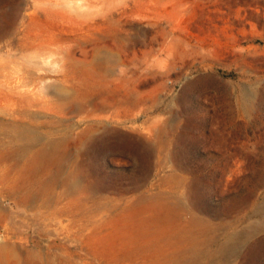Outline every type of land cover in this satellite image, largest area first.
I'll return each instance as SVG.
<instances>
[{
	"label": "rangeland",
	"instance_id": "rangeland-1",
	"mask_svg": "<svg viewBox=\"0 0 264 264\" xmlns=\"http://www.w3.org/2000/svg\"><path fill=\"white\" fill-rule=\"evenodd\" d=\"M33 1L0 0V74L4 64L21 74L0 75V264H150L156 254L126 233L134 210L163 194L198 218L196 242L166 251V264H264V0H108L84 31ZM30 34L84 39L37 71L30 51H15ZM25 71L30 88L12 94L6 80ZM82 92L127 98L136 116L102 121L104 137L26 173L13 127L75 139L91 121L49 109Z\"/></svg>",
	"mask_w": 264,
	"mask_h": 264
},
{
	"label": "bare ground",
	"instance_id": "bare-ground-1",
	"mask_svg": "<svg viewBox=\"0 0 264 264\" xmlns=\"http://www.w3.org/2000/svg\"><path fill=\"white\" fill-rule=\"evenodd\" d=\"M82 1H83V3H79L78 1L75 2L73 0H34L33 2H34V8L35 9H41L43 12H45L47 14H52V15H55L57 17H61L62 19H64V20L72 23L73 25H75V27L77 26L78 27L77 29H79L80 31H84V28H86V26L88 27L87 29H89V27L95 21V18L97 16V11L94 8H96L98 4L102 5L101 6L102 16H104V17L107 16L108 13H107V7L106 6H107L108 0H82ZM82 39H84V36H80V35L77 36L75 39L69 40V39L57 38L54 35L53 36L51 35L50 37H48V36L47 37H42V36H34L33 37L30 34V35H28L27 38H25L24 43L21 44L15 51H17V50H21L23 52H24V50L30 51L27 59L25 58L26 59L25 61L28 64L27 65L25 63L26 66H28L27 68L29 69L33 65L34 68L37 69V71H41V68H43L42 65L43 64L45 65V63L47 62L46 59L51 58V57H47V56H46L47 57L46 58L45 55L49 54L50 56L51 55L53 56V54H58L59 53V47H61L60 44L62 45V43H64V42H66V43L67 42L78 43ZM62 50H64V49H62ZM8 54H12V50L9 51ZM107 57H109V56H107ZM49 63H50V61H49ZM10 65H9V67H10ZM45 66H44V68H45ZM6 68L10 69L7 67V65L4 64L3 70L6 72L4 73V71H3V73H1L0 75H12L9 73L10 70L7 71ZM11 68H12V66H11ZM18 68L15 69L16 71H14V72L10 71V72L15 73V74L19 73V71L17 70ZM11 70H13V69H11ZM0 72H2V71L0 70ZM27 72L28 71H25L24 74L25 75L27 74V76H26V78H23L22 81L19 79L12 81L9 78L6 80L7 87L9 88V91L12 92V94L18 93L17 95H19V93H22V91H23L22 88H25V87H27V89H28V87L30 88L31 80L30 81L27 80V77L29 75V73H27ZM30 72H34V71H30ZM18 75H21V74L19 73ZM63 76H64L63 80L65 82H67L68 81L67 75H63ZM6 78H7V76H6ZM37 78L44 79L41 75H38ZM71 81H73V80H71ZM53 86H52V89H53ZM46 87H48V85ZM46 87H44V88H46ZM55 87H56V85H55ZM20 88L22 90H20ZM56 89L60 94L65 92V91H63V89H61L59 87H56ZM23 92H25V91H23ZM29 93L30 92H27L28 95L26 97L29 96ZM31 93H32V90H31ZM33 95L34 94H32V95L30 94V96H33ZM90 96H91V94H89L88 92L78 93L74 97L71 96V97L67 98L66 102L63 103L62 105L59 104L56 108L53 107L54 109L53 108L49 109V110H53L54 113L56 112L59 116H61V115L67 116V114L69 116V114H71V115L73 114V115L79 116L83 121H91V123L87 124L83 130H81L77 133L75 132L76 133L75 139L70 138V136L68 134V135H63L61 137L58 136L59 138H50V139H47V141L43 142V141H40L39 139H36V137L29 130H22L18 126L13 127L12 131L14 132L17 140L19 141V139H21L23 141V143L16 145V150H17L16 152L21 153V155H23V157L25 158L24 159L25 161H24V163L21 164V166L24 168L26 173L31 175L33 172H35L37 169H39L41 167L44 168V167H47L51 164L60 165L59 162L63 158V155L65 153H67V151L70 149L71 146H74L75 148L74 147L73 148L78 150L79 147L87 139H90V141L94 142V141L104 137L103 136L104 134H102V137H101V134H98V131L101 128L100 125L103 123L102 121L108 120L111 118H115L117 123L123 124V123L127 122V119L129 117L136 116V112H134V110H133V108L136 105L132 101H129L127 98H124L123 100H121V99H115V98L112 99V98L107 97V98H103L99 101H95ZM22 98H24V97L22 96ZM29 98H31V97H29ZM29 98H26V99H28L27 101H29ZM33 101L35 103L37 102L35 100H33ZM45 101H43V102H45ZM41 102H42V100H41ZM28 103L30 105H32L31 100ZM60 103H62V102H60ZM41 104H43V103H41ZM130 105H131V107H130ZM44 106L45 105L43 104L42 107L44 108ZM26 107H27V102H26ZM35 108L38 109V107H35ZM25 109H27V108H25ZM102 112L103 113L108 112L109 114H107V115L103 114L102 115L101 114ZM54 113H52V114H54ZM123 118H125V119H123ZM62 119H63V117H62ZM52 120H50V121H52ZM50 121H48V124H51ZM156 122H155V124H156ZM52 123H54V122H52ZM33 125H35V124H33ZM151 125H153V124H151ZM137 128H138V126H137ZM149 128H152V126L151 127L149 126ZM161 130H163V129H161ZM108 133H109V131H108ZM152 133H154V131ZM161 133H163V132H161ZM19 134H21V137L18 136ZM165 134H166V131H165ZM157 137H156V139H157ZM159 137H162V136H159ZM166 137L168 138V136H166ZM107 139L109 140V138H107ZM159 139H161V138H159ZM161 142H160V144L164 143V141H161ZM115 143H112V144L115 145ZM90 144H93V143H90ZM94 144H96V143H94ZM160 144H159V146H161ZM96 146H97V144H96ZM98 146H99V144H98ZM163 146L164 145H162L161 148ZM91 147H93V146H91ZM157 148L160 149V147H157ZM163 148H165V147H163ZM153 149H154V146H153ZM160 150H158L157 152H159ZM153 152L155 153V150ZM69 156L70 155H68V157ZM65 158H67V157H65ZM73 160H74V158H73ZM79 162L81 163V161H79ZM80 163H79V165H81ZM68 164H69V162H68ZM70 167H71V165H70ZM19 168H20V166H19ZM173 178H174V176H173ZM173 180H172V182H173ZM176 180H178V179H176ZM76 181L77 180H75L74 178H73V180L72 179L68 180V182H67L68 187L70 189L78 188V183ZM34 184H36V187L40 185L39 182H36V183L34 182ZM36 190H37V188H36ZM153 197H154L153 199H151V198L149 199L147 197L148 200H146V202H144L143 204H140L138 209L134 210L135 212L130 217L131 218L130 220L132 222L131 223V226H132L131 231L132 232L130 233V230H128V232L126 233V237L128 238L129 241H131L133 243H138L137 244L139 246L138 248L141 251L144 250L143 253H145V252L153 253L154 252L156 254L157 259L152 261L150 264H166L167 261L164 259L166 251L173 250V252L175 253V251H181L185 247H187L188 245L196 242V237L194 236V230H195V227L198 226V222H197L198 218L196 216H193L191 218V220H186V218H184L185 217L184 215L187 212L191 211V209H190L191 206L188 205L187 203L186 204H180V202L179 203L172 202L169 200L168 197H167L168 199L166 197H164V194H163V196L160 195L158 197H155V196H153ZM143 199H146V198H143ZM64 205H66V204H64ZM98 225H100V224H98ZM192 261H194V260L192 259Z\"/></svg>",
	"mask_w": 264,
	"mask_h": 264
}]
</instances>
